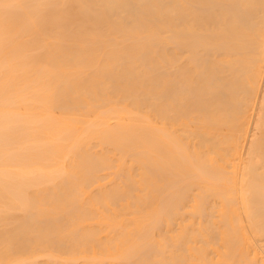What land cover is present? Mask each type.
<instances>
[{"label": "bare ground", "instance_id": "1", "mask_svg": "<svg viewBox=\"0 0 264 264\" xmlns=\"http://www.w3.org/2000/svg\"><path fill=\"white\" fill-rule=\"evenodd\" d=\"M0 264H264V0H0Z\"/></svg>", "mask_w": 264, "mask_h": 264}]
</instances>
